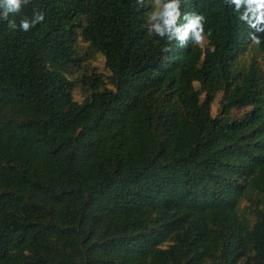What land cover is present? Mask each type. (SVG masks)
<instances>
[{"label": "trees", "instance_id": "obj_1", "mask_svg": "<svg viewBox=\"0 0 264 264\" xmlns=\"http://www.w3.org/2000/svg\"><path fill=\"white\" fill-rule=\"evenodd\" d=\"M152 1L0 21V264H264V42L224 0H184L211 36L165 53Z\"/></svg>", "mask_w": 264, "mask_h": 264}, {"label": "clouds", "instance_id": "obj_2", "mask_svg": "<svg viewBox=\"0 0 264 264\" xmlns=\"http://www.w3.org/2000/svg\"><path fill=\"white\" fill-rule=\"evenodd\" d=\"M32 0H0V21H6L9 30L19 28L24 32L30 31L37 24L42 23L45 16L42 12H34L31 19L22 16L23 9ZM139 7H145V0H136ZM184 0H153L154 10L147 17V31L166 40L162 49L171 51L173 42L181 47L189 42L202 45L208 36L205 33L206 17L202 13L182 11ZM224 3L237 15L238 20L249 29L247 39L254 45L260 46L264 42V0H224ZM20 16L19 24L16 17Z\"/></svg>", "mask_w": 264, "mask_h": 264}, {"label": "rangeland", "instance_id": "obj_3", "mask_svg": "<svg viewBox=\"0 0 264 264\" xmlns=\"http://www.w3.org/2000/svg\"><path fill=\"white\" fill-rule=\"evenodd\" d=\"M152 5V11L154 10V4L153 1L151 2ZM82 48L87 49V45L82 43ZM87 60L84 62L85 65H87L90 69H95L96 72L105 74L107 73L106 67H105V59L101 56H95V55H87ZM253 59L258 60L259 62H262L261 55L258 51V47H253L250 49V51L243 56L240 59V66L242 69H247L249 65L252 63ZM76 89H75V96L78 100H83V93L81 90V85L78 81L75 82ZM221 94H218L217 98L215 99L214 105H213V114L214 116L221 115ZM244 111L235 110L233 113L234 118L240 117Z\"/></svg>", "mask_w": 264, "mask_h": 264}]
</instances>
